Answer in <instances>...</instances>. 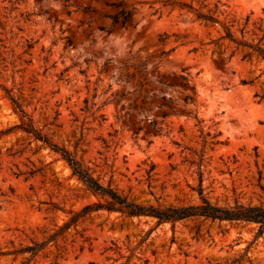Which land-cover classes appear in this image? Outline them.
Returning a JSON list of instances; mask_svg holds the SVG:
<instances>
[{
  "label": "rangeland",
  "instance_id": "obj_1",
  "mask_svg": "<svg viewBox=\"0 0 264 264\" xmlns=\"http://www.w3.org/2000/svg\"><path fill=\"white\" fill-rule=\"evenodd\" d=\"M256 48L264 0H0V264H264L257 223L99 209L58 234L107 197L11 100L130 202L264 208Z\"/></svg>",
  "mask_w": 264,
  "mask_h": 264
},
{
  "label": "trees",
  "instance_id": "obj_2",
  "mask_svg": "<svg viewBox=\"0 0 264 264\" xmlns=\"http://www.w3.org/2000/svg\"><path fill=\"white\" fill-rule=\"evenodd\" d=\"M126 12H121V17L123 19L126 16ZM204 19L214 22L215 19L211 15L202 16ZM119 17H114V22L117 23ZM124 27V21L122 22ZM30 48L31 45H28ZM260 55L264 57V51L260 48H256ZM180 78L185 79L183 76ZM7 91V90H6ZM15 110L21 115V118H27V122H22L20 125L14 128H21L28 134L34 136L36 140L50 146L55 152L60 153L62 158L70 165L73 174L78 176L88 190L96 195H101L102 197H107L105 204H93L84 207V209L77 213L69 222L62 226L58 234L62 233L64 230L68 229L72 224L77 222V220L85 215L90 214L93 210L107 209L108 211L120 212L128 217L134 216H150L159 223L171 222L175 223L177 221L194 218V217H204L211 220L228 221L236 223H257L260 225L259 233L262 234L264 231V208L263 207H251L236 205L230 208H223L211 205L209 202L204 201L203 204L198 206L189 207H169V208H156L154 206H142L128 201L125 197H122L117 192L104 187L96 179H94L86 170H84L79 163V161L66 149L59 148L58 145L53 144L50 139L44 135L41 131L35 128L33 120L28 117L27 113L14 99H11ZM11 130V129H10ZM38 246H32L26 248L24 251L33 252L35 254Z\"/></svg>",
  "mask_w": 264,
  "mask_h": 264
}]
</instances>
